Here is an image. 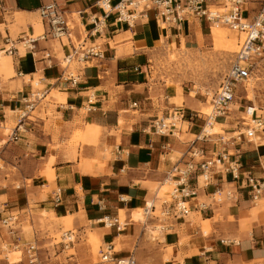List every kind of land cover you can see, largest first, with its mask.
<instances>
[{
    "label": "crops",
    "instance_id": "1",
    "mask_svg": "<svg viewBox=\"0 0 264 264\" xmlns=\"http://www.w3.org/2000/svg\"><path fill=\"white\" fill-rule=\"evenodd\" d=\"M53 1L72 21L73 41L85 39L87 44L100 45L103 51V59H95L86 67L76 65L77 84L61 78L64 69L59 56L63 59L69 48L59 43L56 47L57 41L40 38L45 28L43 22L39 23V10ZM81 11L83 18L78 15ZM98 12L85 0H0V52L9 48L7 41L35 39L31 47L24 49L17 42L14 55L2 53L0 59L6 81L0 89V223L15 213L20 222L30 214L38 216L39 225L46 221L44 212L58 219H70V223L72 215L80 214L76 224L85 233L83 224H89L93 231L106 229L105 224L99 225L102 219H120V211L125 210L132 212L130 220L125 221V231L109 227L103 242L112 244L115 250L122 245V250L116 252L118 257L133 254L151 264H161L160 253L132 224L133 213L150 202L156 213L155 184H162L175 165H183L189 159L185 155L195 139L182 142L177 137L148 133L156 118L167 119L169 112L180 107L175 102L177 87L150 78L151 61L162 40L180 45L184 39L187 50L198 48L196 30L200 28L203 32L207 25L195 20L186 23L182 30H162L151 14L149 19L137 21L133 28L115 25L111 19L102 34L87 36L92 28L87 17ZM43 29V34L36 35ZM194 44L198 47H192ZM36 80L41 86L37 90L33 86ZM183 90L181 107L193 117L183 120L187 130L181 128L180 133L198 137L202 121L195 112L200 101ZM39 91L45 92V97L26 120L20 141L6 143L4 128H8L10 114L13 113L17 123L25 109V99ZM36 111L39 116L33 115ZM215 125L214 132L218 135L225 124ZM231 133L234 134H227ZM76 135L81 140L77 145L73 143ZM257 137L259 144L235 142L236 154L232 160L240 163V174L260 171L259 163L264 161V131ZM168 144L170 149L165 150L163 147ZM203 144L199 142L197 146ZM204 146L207 151L202 160L212 158L214 151L220 149L209 143ZM106 152L111 154L110 159ZM16 183L20 186L14 187ZM58 189L62 200L56 203ZM216 192H221V202L214 200ZM261 199L264 202V196ZM256 202L230 173L215 169L210 186L186 200L190 210L187 216L179 213L173 216L177 213L175 200L167 205L162 203L161 213L171 207L174 218L158 220V230L161 226L169 227V233L159 242V246L169 247L164 262L264 264V204L256 208ZM193 222L197 223L196 227ZM145 226L146 230L148 225ZM42 236L41 230L35 233L38 243ZM6 240L0 231V250ZM19 242L29 243L22 236L19 240L12 238L11 243Z\"/></svg>",
    "mask_w": 264,
    "mask_h": 264
},
{
    "label": "built area",
    "instance_id": "2",
    "mask_svg": "<svg viewBox=\"0 0 264 264\" xmlns=\"http://www.w3.org/2000/svg\"><path fill=\"white\" fill-rule=\"evenodd\" d=\"M91 3V6L97 8L100 12L90 14L87 17V23L92 28L87 36L96 37L102 34L112 19L114 24L126 25L133 28L137 21L141 19H149L152 14L162 30L174 28L182 30L186 23L198 20L205 23L211 30L212 27L222 26L243 36L240 50L235 60L230 64L227 74L220 82L217 92L210 102L212 112L206 116V123L211 120L225 119L239 105V93L241 89H245L244 83L252 76L253 60L259 55V50L263 49L264 43V0H85ZM252 3L256 6L249 8L248 4ZM40 18L44 24V34L40 36L42 39H50L57 41L63 48H69V51L63 57L65 68L61 78L65 81H71L77 84V77L71 70L72 65L88 66L95 59H103V51L100 45L95 43L87 44L86 40L73 41L74 28L72 21L67 14L62 11L53 1L50 4L42 6L39 10ZM80 18H83L84 12H78ZM35 41L34 38H21L16 41H7L9 48L0 52L1 54H9L11 56L17 51L15 44L18 42L25 47L30 46ZM3 77L0 73V89L2 87ZM39 85V84H37ZM45 97V92L39 91L31 93L25 99V109L20 112L16 126L14 128H4L6 143H17L20 141V134L25 131L24 125L31 115V112ZM137 107V103L133 104ZM247 112V107H245ZM197 117L203 114L195 112ZM205 116V115H203ZM193 114L187 112L183 107H175L169 112L168 118H156L148 129L150 135L159 137H176V132H180L182 124L186 118H192ZM255 117L256 126L247 130L246 138L248 142H253L259 131H264V119L258 116L257 111L252 112ZM1 128V124H0ZM203 133V131H202ZM198 136L191 142L189 150L185 156L189 159L182 165L178 163L166 175L164 182L173 181L175 188L170 194L172 200L176 201L177 214L187 216L190 212L186 200L196 197L199 190L207 189L212 181L213 172L219 169L224 173H230L234 181L240 182L244 189L249 190L250 196L254 202L259 201L264 196V161H260V171L258 173L240 174V163L232 160L235 157L230 151V141L220 138L219 150H215L212 158L203 159L206 154V143H211L209 135L204 134ZM236 141V140H235ZM232 142V146L235 145ZM203 142L202 146L197 143ZM165 150L170 149V145L163 147ZM201 158V160H199ZM199 161H198V160ZM230 194H227L229 196ZM61 190H56L55 202L59 203L61 199ZM156 199L158 196L156 195ZM223 196L221 192H216L214 200L221 202ZM150 206L146 203L145 215L147 218L153 217L155 206L153 202ZM169 202L164 201L167 205ZM163 216H171V207L166 208ZM16 220L15 216H10L2 220L5 226L11 228L9 222ZM104 224L110 228H116L118 232L126 229V224L122 223L118 217H105L102 219ZM169 227L161 226V230ZM11 231H13L11 229ZM12 232L11 234H13ZM61 244L64 248H68L74 243V232L66 231L62 234ZM36 243V242H35ZM28 250L29 264H37L39 262L38 249L35 244H30ZM102 263L107 264H140L136 257L132 254L126 258L117 256L116 250L112 244H106L105 248L100 252Z\"/></svg>",
    "mask_w": 264,
    "mask_h": 264
},
{
    "label": "rangeland",
    "instance_id": "3",
    "mask_svg": "<svg viewBox=\"0 0 264 264\" xmlns=\"http://www.w3.org/2000/svg\"><path fill=\"white\" fill-rule=\"evenodd\" d=\"M39 23L42 24V21L39 20ZM43 31L44 29L36 35L43 34ZM196 33L197 35H195V37H197L199 47L196 44L192 45V47L198 48L187 50L185 48L184 39H182L180 45H178L177 42L167 43L165 40L158 43L157 52L154 54L151 61L150 78L153 81L162 82L165 86L177 87L178 96L175 102L180 105V107L183 103L184 88L192 99L200 101V105L196 108L198 111L197 113L206 114L212 97L217 92L220 82L227 74L230 64L235 60L241 48L240 44L242 43L243 36L222 26L212 27L211 30L208 26H205L203 32L202 29L198 28ZM227 34L229 35L227 36ZM55 45L58 47V42H55ZM21 48L24 49L25 46L21 45ZM262 48L263 49L259 50V55L253 60L252 76L244 83L245 89H241L239 93V105L227 116V118L218 120L219 123L225 124V126L219 129V134L215 135L214 132V134L209 137V139H211V145L220 144V138H225V141H230V151L234 155L236 152L235 146H232V142L236 140L235 142L245 143L248 141L246 138L247 130L256 126V124L252 122L251 116L246 113L245 107H255L258 116L261 118L264 117V43ZM59 59L61 61V67L64 69L65 64L63 63L61 55ZM70 70L76 75L77 66L72 65ZM0 73L3 77L2 87H4L6 81H4L1 69ZM37 84H39L38 80L33 83L35 90L41 88V86ZM47 102L46 100L44 105ZM44 105L41 108H43ZM33 115L39 116V111L34 112ZM10 116L11 118L8 119L9 121L6 126L8 128H13L16 125L13 113H11ZM42 116L45 115L42 113ZM253 119H255V117H253ZM30 120H32V118H30ZM200 120L202 121L200 124V134L203 135L202 131L206 125L204 121L206 120V116L202 115ZM177 126L178 128L181 127L184 131L187 130V126L184 127L183 124H178ZM214 126L215 123L211 128L213 129ZM229 132H233L234 134H227ZM259 133L261 134V130ZM200 134L198 136H200ZM176 137V139L182 142H189L197 138L196 136L187 137L180 132H176ZM80 141L77 135L73 139V143L76 145ZM252 143H261L260 138H254ZM105 155L110 159L111 154L109 152H106ZM164 181L162 184H155L153 189H156L155 195L158 196L157 211L153 217L149 219L145 216L144 222L137 221L136 215L142 213V209H140L133 213L135 223H133L134 221L132 222V224L141 231V234L144 235L145 240L151 243L156 251L160 253L161 258L159 260L161 264H166L164 262V255L169 251V247L166 246V244L159 246V242L164 239L165 234L169 233V231H167V229L163 231H161V229L158 230L157 226H160L158 220H174L172 216H170L172 218H168L169 216H163L161 213V204L164 201H168L169 203L173 202L170 194L175 188V183L173 181ZM19 186L20 183L14 184V187ZM79 195L82 196L80 191ZM262 201L263 199L257 201L254 204L255 207L258 208L257 204L263 206L264 202ZM131 213L132 212L121 210L119 213L120 221L122 223H125V221L128 222ZM14 216L16 220L9 222L11 228L0 223L2 236L7 239L1 246L0 264H29L27 248L30 244H35L37 246L39 255V262L37 264H107L102 263L100 252L105 248L103 237L105 234L109 233V227L93 231L89 224H83V226H85L83 228H85L86 231L82 233L81 229L76 224L77 218L81 217L80 214L72 215L73 220L70 223L68 222L70 219H58L56 215L54 216L53 214H46L44 212L42 216L46 221H41L40 225L37 221L38 216L30 214L29 217L22 222H20L21 220L18 218L17 213H15ZM46 223L48 224L46 225ZM193 223V227H196L197 223ZM99 225H104V223ZM145 225H148L146 230ZM11 229L13 231H11ZM38 230H41L43 233L41 242L39 243L35 239V233ZM210 230L211 228H209V232ZM66 231L74 232V243L67 249L60 243L62 234ZM12 232L14 233L11 234ZM203 233L206 234L205 229H203ZM20 236L29 243L27 245L21 244L20 242L15 244L11 243L12 238L19 240ZM118 243L119 241H117V244ZM121 250L122 245H120V248L116 249V252H120ZM16 257H18V259L12 262L11 260ZM136 259L140 264H151L143 258L136 257Z\"/></svg>",
    "mask_w": 264,
    "mask_h": 264
},
{
    "label": "bare ground",
    "instance_id": "4",
    "mask_svg": "<svg viewBox=\"0 0 264 264\" xmlns=\"http://www.w3.org/2000/svg\"><path fill=\"white\" fill-rule=\"evenodd\" d=\"M229 34H227V36H228ZM245 87V86H244ZM248 89H249V87H248ZM253 111H257L256 109H255V107H247V114L248 115H250L251 116V118H252V122L254 123V119H253V117H252V112ZM211 112H212V107H211V104L209 105V109H208V112L206 113V114H203V115H205V116H207V115H210L211 114ZM202 114V113H201ZM214 123H216V121H214L213 119L211 120V122L209 123V124H206L205 126H204V129H203V135L204 134H207V135H209V136H212L213 134H214V128L212 129L211 127L213 126V124ZM214 127H216V125L214 126ZM150 204V206L152 205V203H149ZM258 205V204H257ZM145 209H142V213H139L138 215H137V217H136V220L137 221H139V222H144L145 221ZM147 217V216H146ZM104 221H102L101 223H103ZM117 249V248H116Z\"/></svg>",
    "mask_w": 264,
    "mask_h": 264
}]
</instances>
